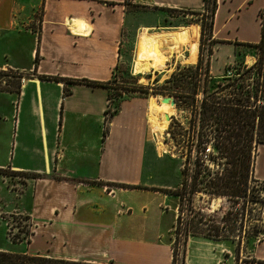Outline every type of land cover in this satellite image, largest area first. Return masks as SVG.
Listing matches in <instances>:
<instances>
[{
    "label": "crops",
    "instance_id": "1",
    "mask_svg": "<svg viewBox=\"0 0 264 264\" xmlns=\"http://www.w3.org/2000/svg\"><path fill=\"white\" fill-rule=\"evenodd\" d=\"M137 7L145 13L137 16ZM263 9L264 0H218L214 77L225 75L237 44L261 41ZM166 10L201 13L205 0H0V70L31 76L20 92L0 91V170L41 176L28 182L20 198L6 192L13 189L9 181L0 180V216L9 199L11 213L30 218L34 238L27 254L173 264L162 235L178 213L164 190L176 185L155 174L167 158L155 155L152 133L158 139V126L150 119V98L127 95L109 115L110 89L90 85L114 80L139 30L136 21L153 22L150 32L167 22ZM148 35L141 41L140 74L132 73L141 80L162 40H178L172 32ZM255 177L264 182V144ZM5 232L0 224V251L19 252ZM35 244L40 249L32 252ZM185 252L184 264H227L236 245L197 236ZM241 264H264V239Z\"/></svg>",
    "mask_w": 264,
    "mask_h": 264
},
{
    "label": "trees",
    "instance_id": "2",
    "mask_svg": "<svg viewBox=\"0 0 264 264\" xmlns=\"http://www.w3.org/2000/svg\"><path fill=\"white\" fill-rule=\"evenodd\" d=\"M217 9L218 0H205V10L199 13L204 18L201 21L202 37L198 64L180 66L179 71L173 73L154 92L157 95L173 96L175 106L181 111L188 110L192 117L191 129L185 134L181 130L177 131L174 125L170 128L174 137L189 135V145L186 148L187 163L182 170L181 185L174 190H164L180 199L179 215L175 223L176 240L182 236L185 244L191 236H202L215 241L230 240L236 243V252L239 255L246 239L264 233V191L261 182L255 177L258 148L264 144V23L258 44H237L256 48L257 61L251 65L246 64V61H239L228 66L223 77L216 78L211 73V60L216 44L213 32ZM166 12L174 16L179 11ZM206 19H209L208 27ZM206 34L210 43L206 48L208 58L204 62ZM118 73L109 83H90L110 89L111 106L115 107V110L111 111L112 115L120 110L130 93L151 92L149 89L133 87L124 88L121 94L114 95L113 83ZM7 77L15 80H3ZM25 77L31 76L13 70H0V91L20 92ZM40 78L49 79L43 76ZM4 82L6 86H3ZM209 146L212 152L208 163L202 155ZM193 152L195 158H192ZM14 175L31 179L41 177L19 172ZM198 195L201 196L198 198ZM220 197L227 198L228 212L223 214L222 220L218 222L214 216L208 218L206 213L211 210L213 200ZM199 200L202 201V206L198 204ZM218 210L216 209L215 214ZM257 211L256 219H252V214ZM27 220L30 218L27 217ZM13 243H17V238H14ZM176 263L174 255L173 264ZM0 264L100 263L32 256L26 252L0 251Z\"/></svg>",
    "mask_w": 264,
    "mask_h": 264
},
{
    "label": "rangeland",
    "instance_id": "3",
    "mask_svg": "<svg viewBox=\"0 0 264 264\" xmlns=\"http://www.w3.org/2000/svg\"><path fill=\"white\" fill-rule=\"evenodd\" d=\"M137 16L141 15V13H145L146 9L144 7H137ZM43 13V8L41 7L38 13V16H41ZM167 13V12H166ZM169 14V13H167ZM172 14V13H171ZM187 15V17H186ZM170 16V14H169ZM180 17L177 19L176 17ZM204 17L199 15L197 12L192 11H182L174 14V16H170L167 18V22L162 24L159 28H154L149 32V27H154L155 25L148 19H142L140 22L139 20L135 23V29H139L136 31L131 37V44L129 46V52L126 55L120 72L118 73V77L113 83L112 93L121 94L122 89H129L133 87L143 88L144 90L149 89L151 90L150 93L145 92H136L130 93L131 95H137L144 98H150V104L157 103L160 105H164L167 108V112L169 116L172 118L171 121H164V127L162 129L156 128L157 130V137L153 136V144L155 148V155L162 159L167 158L165 161L166 165L159 167L158 171L155 172L156 177L160 180H168L169 183L176 185V189L181 185L182 182V170L187 163V145L189 142V135L185 136H178L174 137L172 132L170 131L171 125H174L177 131L183 132L184 134L191 129L192 117L188 110H179L176 106H173L171 103H164V98L170 95L164 94H156L154 90L160 87L162 84L165 83L167 79L171 77V75L175 72H178L181 67H189V66H196L198 64L200 58V46H201V37H202V19ZM262 21L264 23V12L262 13ZM139 22V23H138ZM206 27H208L209 19L205 20ZM199 29V34L197 31ZM153 33V35H148L149 33ZM176 35L178 38L177 44L172 42L171 39L164 38L162 40L163 44V60L158 64L157 68L150 69L146 71L143 75H141L144 80H141V77H133L132 73L134 70L135 75H139L138 72V63L140 61V47L142 37L144 35H148L150 37H156L158 34H165L170 33ZM198 36V42L196 44ZM167 37V36H165ZM208 34H206L205 38V52L203 56L204 62H206L208 56L207 47L210 43L208 39ZM165 40H169L165 42ZM172 46L174 49H172ZM229 53V51H228ZM238 53L240 55H238ZM231 59L228 60V66L234 65L239 61H246V64H254L257 61V49L251 47H245L241 45H236L234 50H231L230 53ZM213 57V56H212ZM196 60V63L194 61ZM231 61V63H229ZM135 64V66H134ZM225 68V73L228 68ZM224 73V74H225ZM3 80H15L14 78H3ZM3 86H6V83H3ZM173 97V96H171ZM163 99V100H162ZM173 99H175L173 97ZM115 107L113 106V109ZM198 123V122H197ZM198 125V124H197ZM158 126V125H157ZM182 133V134H183ZM161 140L162 145L161 147L157 144V142ZM159 148L162 150L160 151ZM208 153V151H207ZM192 158H195V153H192ZM0 180L1 181H9V187L13 188L12 190L6 189V192L9 195L16 196L20 198V194L24 192V189L28 185V182L31 178L26 176L14 175L9 170H0ZM261 182V181H260ZM262 190L264 191V183L261 182ZM174 190V189H173ZM264 194V192H263ZM171 195V194H170ZM173 197V207L179 209L180 199L176 195H172ZM201 195H198L199 198ZM209 198V197H207ZM7 203L5 205L6 211L0 216V224L2 228L6 231V242L13 243L14 238H17L16 247L13 246V249L19 252L28 251L31 248V243L33 242V232H32V225L30 220H27V216H22L20 214L11 213L12 211V204H9L11 201L8 199L6 200ZM10 201V202H9ZM198 204L202 206V201L199 200ZM213 206L211 210H209L206 215L214 216V218L220 222L222 220L223 214L228 212V200L227 198H216L213 200ZM220 206V207H219ZM260 207L257 206V208ZM216 209L218 213L215 214ZM4 211V208L2 209ZM1 210V211H2ZM0 211V212H1ZM258 215V211L252 214V219H256ZM178 216V213H177ZM177 216L175 219V223L177 222ZM175 223L167 228L162 235V241L169 245L170 252L174 258L176 256V264H184L185 260V251L188 241L191 237H189L187 243H184V237L176 240L177 236L175 233ZM202 237V236H198ZM264 239V233H261L258 237H250L246 239L242 245L239 255L236 253H228V263L227 264H241L245 259L250 256V250L254 243ZM230 241V240H228ZM236 245V243H235ZM36 249H40V246L35 244L32 252H35Z\"/></svg>",
    "mask_w": 264,
    "mask_h": 264
},
{
    "label": "bare ground",
    "instance_id": "4",
    "mask_svg": "<svg viewBox=\"0 0 264 264\" xmlns=\"http://www.w3.org/2000/svg\"><path fill=\"white\" fill-rule=\"evenodd\" d=\"M172 49H174V47L172 46ZM163 47L162 45H159L154 57H153V64L147 68V71H149L151 68H157L158 64L163 60ZM163 100V99H162ZM161 104V103H160ZM157 103H152L150 105V119L151 121H153L154 123H157L158 128L162 129L164 126V121H166V116H169V113L167 112V108L164 105H160ZM159 145H162V141L159 140Z\"/></svg>",
    "mask_w": 264,
    "mask_h": 264
},
{
    "label": "built area",
    "instance_id": "5",
    "mask_svg": "<svg viewBox=\"0 0 264 264\" xmlns=\"http://www.w3.org/2000/svg\"><path fill=\"white\" fill-rule=\"evenodd\" d=\"M264 10V9H263ZM262 10V11H263ZM261 18H262V12H261ZM262 25H263V21H262ZM6 71H8V70H6ZM201 97H202V95H201ZM115 109H113V106H111V102H110V111H114ZM109 115H111V112H110V114ZM207 151H208V153H207ZM211 152H212V148H211V146H209V148L206 150V152H205V154H203L202 156L204 157V159L209 163L210 162V160H209V156H210V154H211ZM194 153V152H193ZM213 206V205H212ZM220 207V206H219ZM177 211H178V215H179V209L177 208ZM177 218H178V216H177Z\"/></svg>",
    "mask_w": 264,
    "mask_h": 264
},
{
    "label": "water",
    "instance_id": "6",
    "mask_svg": "<svg viewBox=\"0 0 264 264\" xmlns=\"http://www.w3.org/2000/svg\"><path fill=\"white\" fill-rule=\"evenodd\" d=\"M164 103H171L173 106H175L174 99H173V97H171V96H166V97L164 98ZM166 119H167L168 121H171V120H172V118H171L170 116H166Z\"/></svg>",
    "mask_w": 264,
    "mask_h": 264
}]
</instances>
